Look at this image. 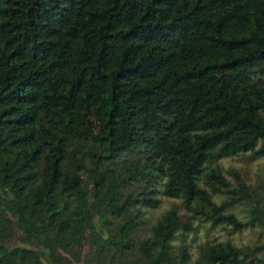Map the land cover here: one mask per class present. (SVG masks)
I'll list each match as a JSON object with an SVG mask.
<instances>
[{
    "label": "trees",
    "instance_id": "1",
    "mask_svg": "<svg viewBox=\"0 0 264 264\" xmlns=\"http://www.w3.org/2000/svg\"><path fill=\"white\" fill-rule=\"evenodd\" d=\"M240 161L264 0H0V264H264Z\"/></svg>",
    "mask_w": 264,
    "mask_h": 264
},
{
    "label": "rangeland",
    "instance_id": "2",
    "mask_svg": "<svg viewBox=\"0 0 264 264\" xmlns=\"http://www.w3.org/2000/svg\"><path fill=\"white\" fill-rule=\"evenodd\" d=\"M230 165L241 172V174L243 175L244 179L248 182V184H254L255 182H257L259 179L258 175H260V172L264 169V161L253 164H247L246 162L240 161V162H233ZM166 204H167L166 202L163 203V208L166 207Z\"/></svg>",
    "mask_w": 264,
    "mask_h": 264
}]
</instances>
